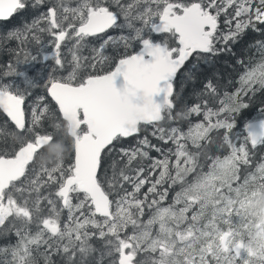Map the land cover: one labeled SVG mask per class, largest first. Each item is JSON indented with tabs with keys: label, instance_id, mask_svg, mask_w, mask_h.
<instances>
[{
	"label": "snow or ice",
	"instance_id": "snow-or-ice-1",
	"mask_svg": "<svg viewBox=\"0 0 264 264\" xmlns=\"http://www.w3.org/2000/svg\"><path fill=\"white\" fill-rule=\"evenodd\" d=\"M6 23L0 264H264V0H0Z\"/></svg>",
	"mask_w": 264,
	"mask_h": 264
},
{
	"label": "trees",
	"instance_id": "trees-1",
	"mask_svg": "<svg viewBox=\"0 0 264 264\" xmlns=\"http://www.w3.org/2000/svg\"><path fill=\"white\" fill-rule=\"evenodd\" d=\"M16 21L12 20L10 22V24H15ZM223 23V21L221 20V24ZM9 27V24H2L0 25V32L4 31L6 28ZM247 50V43H242L239 47H237L235 49V51L237 53H240L241 51H246ZM253 55H255V51L253 50ZM231 64L232 61L229 58L228 54H224L216 63V66L214 68H211V66H209L212 70V72L214 74L219 75L220 73H223V76L225 78V80H227L228 78L232 77L235 78L236 77V73L232 70L231 68ZM255 103H259V98L257 99V101Z\"/></svg>",
	"mask_w": 264,
	"mask_h": 264
}]
</instances>
